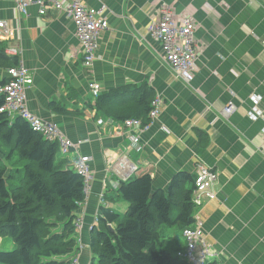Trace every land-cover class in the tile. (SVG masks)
Instances as JSON below:
<instances>
[{
  "label": "crops",
  "instance_id": "obj_1",
  "mask_svg": "<svg viewBox=\"0 0 264 264\" xmlns=\"http://www.w3.org/2000/svg\"><path fill=\"white\" fill-rule=\"evenodd\" d=\"M83 3L102 7L108 22L90 72L83 69L74 25L64 10L49 8L39 15L31 5L23 15L14 0H0V21L14 31L13 38L0 40L6 49L18 50L31 77L25 89L28 108L57 124L71 141H80V153L91 158L90 189L76 211L83 245L78 264L90 262L89 232L100 208L120 214L128 208L110 169L123 153L138 165L135 175L151 176L153 190L167 192L175 175H194L198 164L216 171V199L194 212L213 253L207 264H264V153L258 149L264 135V0ZM162 4L170 5L176 17L190 14L196 23L201 54L188 83L161 61L160 46L147 33ZM89 80L100 85L101 93L130 86L149 88L161 98L159 114L141 134L140 151L130 147L120 122L96 109ZM229 102L235 109L225 117L221 111ZM65 158L73 169V155ZM189 187L186 182L184 188ZM159 232L172 251L184 247L178 225L163 224ZM3 245L15 247L7 237H0Z\"/></svg>",
  "mask_w": 264,
  "mask_h": 264
},
{
  "label": "trees",
  "instance_id": "obj_2",
  "mask_svg": "<svg viewBox=\"0 0 264 264\" xmlns=\"http://www.w3.org/2000/svg\"><path fill=\"white\" fill-rule=\"evenodd\" d=\"M17 64L18 57L7 54L0 40V87L9 80L7 70ZM153 96L149 88L124 86L100 92L95 107L114 121L135 118L146 124ZM65 156L25 120L0 112V237L15 245L0 250V264H70L79 257L73 221L85 197L84 185ZM194 177L178 173L167 192L153 190L149 174L120 181L117 192L128 208L123 214L100 208L89 232V264H188L178 250L159 248V228L178 225L182 231L193 224ZM186 182L191 187L185 189Z\"/></svg>",
  "mask_w": 264,
  "mask_h": 264
},
{
  "label": "built area",
  "instance_id": "obj_3",
  "mask_svg": "<svg viewBox=\"0 0 264 264\" xmlns=\"http://www.w3.org/2000/svg\"><path fill=\"white\" fill-rule=\"evenodd\" d=\"M14 2L18 11L23 15H27V9L31 5L38 7L39 15H44L49 8L64 10L74 25V34L82 53V66L84 69H91L99 46V36L108 26L106 19L101 15L102 7L100 9L88 7L83 3V0H14ZM195 29L196 23L190 14L186 13L181 17H176L168 4L160 6L157 19L147 26L150 37L160 45L158 55L161 61L176 78L186 83L193 79L201 54L200 46L194 38ZM13 36V29L5 21H0V38L8 40ZM6 52L17 57L19 55L18 50L13 47H8ZM7 75L9 80L0 87V94L3 95L0 112L5 113L10 119L22 118L33 131L39 133L45 140L56 142L61 154H72L75 159L73 169L83 179L84 195L86 196L93 174L89 167L91 158L79 151L81 142L71 141L57 124L44 121L28 108L25 86L31 82V77L19 57L18 64L10 67L7 70ZM88 88L91 98L96 99L101 92L100 85L89 80ZM254 99L255 96L252 97V100ZM161 104V98L158 95L154 96L150 102L146 124H142L139 119L135 118H128L120 122L121 127L128 133L130 147L135 151L142 149L141 134L157 117ZM234 109L235 105L229 102L222 108L221 113L226 117ZM258 149L264 153V135ZM110 169L120 182L134 176L138 165L131 162L123 153L111 163ZM194 174V190L191 200L196 209L202 202L216 199L214 187L217 182V173L203 164H198ZM83 201L78 204L80 207ZM73 225L75 232L79 235L82 219L78 215L74 219ZM201 226L202 221L195 215L193 224L181 231L184 248L178 250L176 254L188 264H207L209 258L213 256L210 248L202 239ZM76 244L80 251L83 245L79 236H77ZM70 264H78V257Z\"/></svg>",
  "mask_w": 264,
  "mask_h": 264
},
{
  "label": "rangeland",
  "instance_id": "obj_4",
  "mask_svg": "<svg viewBox=\"0 0 264 264\" xmlns=\"http://www.w3.org/2000/svg\"><path fill=\"white\" fill-rule=\"evenodd\" d=\"M108 23V22H107ZM108 27V26H107ZM107 29V28H106ZM105 29V30H106ZM148 33V32H147ZM158 43V42H157ZM159 44V43H158ZM160 46V45H159ZM159 51H160V49H159ZM83 69H84V67H83ZM91 69H92V67H91ZM91 69H84L85 71H87V72H90L91 71ZM92 82H96V81H93L92 80ZM31 83V82H30ZM30 83H28V84H26V86H25V89H26V87L30 84ZM87 87H88V84H87ZM88 90H89V88H88ZM92 99V101L95 103V100L96 99H93V98H91ZM73 162H75V160H74V158H73ZM93 174V173H92ZM182 236V235H181ZM9 241H12V240H10V238H7ZM167 242L165 241V240H163L162 238H161V244H159L158 246H159V248H161V249H167V250H170V251H172V247H169V246H167V244H166ZM13 245H14V242H13ZM177 246H180V245H177ZM10 247H7V246H5V245H3L2 247H0V250H7V249H9Z\"/></svg>",
  "mask_w": 264,
  "mask_h": 264
}]
</instances>
